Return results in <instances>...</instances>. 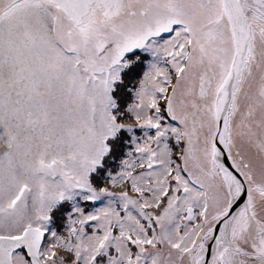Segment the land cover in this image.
Listing matches in <instances>:
<instances>
[{
    "label": "snow or ice",
    "instance_id": "snow-or-ice-1",
    "mask_svg": "<svg viewBox=\"0 0 264 264\" xmlns=\"http://www.w3.org/2000/svg\"><path fill=\"white\" fill-rule=\"evenodd\" d=\"M0 264H264V0H0Z\"/></svg>",
    "mask_w": 264,
    "mask_h": 264
},
{
    "label": "flooded vegetation",
    "instance_id": "flooded-vegetation-1",
    "mask_svg": "<svg viewBox=\"0 0 264 264\" xmlns=\"http://www.w3.org/2000/svg\"><path fill=\"white\" fill-rule=\"evenodd\" d=\"M136 52H137V53H140L141 50L137 49ZM148 58L150 59V57H148ZM142 68H145V69H146V68H147V64H144V65L142 66Z\"/></svg>",
    "mask_w": 264,
    "mask_h": 264
},
{
    "label": "rangeland",
    "instance_id": "rangeland-1",
    "mask_svg": "<svg viewBox=\"0 0 264 264\" xmlns=\"http://www.w3.org/2000/svg\"><path fill=\"white\" fill-rule=\"evenodd\" d=\"M118 162H119V154L117 155V159L114 160V161H112L111 163H113V164H118Z\"/></svg>",
    "mask_w": 264,
    "mask_h": 264
}]
</instances>
